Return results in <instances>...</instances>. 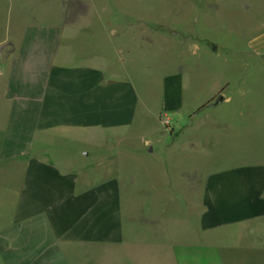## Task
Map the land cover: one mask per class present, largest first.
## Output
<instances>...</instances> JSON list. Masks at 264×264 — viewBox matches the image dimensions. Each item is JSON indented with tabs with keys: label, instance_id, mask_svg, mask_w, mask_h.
I'll list each match as a JSON object with an SVG mask.
<instances>
[{
	"label": "crops",
	"instance_id": "crops-1",
	"mask_svg": "<svg viewBox=\"0 0 264 264\" xmlns=\"http://www.w3.org/2000/svg\"><path fill=\"white\" fill-rule=\"evenodd\" d=\"M66 10L21 26L19 4L0 0V264H244L248 255L264 264V152L202 170L199 180L182 161L178 179L164 183L172 194L149 204L148 189L134 186L118 161L132 141L138 91L77 50ZM250 50L264 68V34ZM248 93L222 90V105L234 96L264 105V88ZM260 118L238 122L239 134L264 142ZM181 137L167 151L180 150ZM193 141L196 151L201 142ZM82 159L87 168L77 165ZM136 200L172 214L133 215ZM182 201L198 208L193 216L181 217Z\"/></svg>",
	"mask_w": 264,
	"mask_h": 264
},
{
	"label": "rangeland",
	"instance_id": "rangeland-1",
	"mask_svg": "<svg viewBox=\"0 0 264 264\" xmlns=\"http://www.w3.org/2000/svg\"><path fill=\"white\" fill-rule=\"evenodd\" d=\"M17 3L21 26L32 23L33 18L36 24H48L60 16L61 8L67 9L62 18L71 26L69 35L77 40V50L91 53L102 70L131 78L140 108L132 141L118 152V161L122 174L135 175L126 176L134 180V186L143 184L148 189L149 204L157 205L163 195L172 194L164 183L178 179L182 161L195 173L192 178L197 174L198 179L202 170L253 162L264 152L263 141L238 132L242 131L238 122L246 127L260 122L264 105H251L249 100L245 104L237 96L229 104L213 105L222 90L251 94L264 88V68L252 63L250 50L264 34V0H15ZM174 85L179 87V101L177 95L173 100ZM179 137L180 150L167 151L173 138ZM185 137L201 142L196 143V151L189 149L191 140ZM150 148L152 152H148ZM89 162L82 159L77 165L87 168ZM181 186L187 195L191 192L188 184ZM133 203V215L162 216L173 211L141 207L140 200ZM183 204L181 217L193 216L198 210ZM244 264H254L253 256L248 255Z\"/></svg>",
	"mask_w": 264,
	"mask_h": 264
},
{
	"label": "water",
	"instance_id": "water-1",
	"mask_svg": "<svg viewBox=\"0 0 264 264\" xmlns=\"http://www.w3.org/2000/svg\"><path fill=\"white\" fill-rule=\"evenodd\" d=\"M215 50H216V48H215ZM225 101V98L223 97V96H219L218 98H217V100H216V102L213 104L214 106H220V105H222V103ZM148 152H152V148H150L149 149V151Z\"/></svg>",
	"mask_w": 264,
	"mask_h": 264
}]
</instances>
